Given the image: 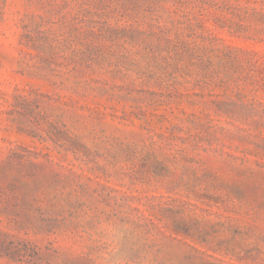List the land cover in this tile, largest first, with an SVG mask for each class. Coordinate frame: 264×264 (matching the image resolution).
Wrapping results in <instances>:
<instances>
[{
    "label": "rangeland",
    "instance_id": "374dc122",
    "mask_svg": "<svg viewBox=\"0 0 264 264\" xmlns=\"http://www.w3.org/2000/svg\"><path fill=\"white\" fill-rule=\"evenodd\" d=\"M0 264H264V0H0Z\"/></svg>",
    "mask_w": 264,
    "mask_h": 264
},
{
    "label": "trees",
    "instance_id": "16d2710c",
    "mask_svg": "<svg viewBox=\"0 0 264 264\" xmlns=\"http://www.w3.org/2000/svg\"><path fill=\"white\" fill-rule=\"evenodd\" d=\"M247 2H249V0H247ZM247 8L249 9L250 7L247 6ZM225 24H223L224 26ZM231 29L232 31L234 32H241V33H246L247 31V28L246 26L243 24V23H234L232 26H231ZM47 219L43 218V221L45 222ZM50 220V218L48 219ZM54 220H56V218H54ZM45 225H43V227H41V230H46L44 228ZM50 229H48L47 231H49ZM23 244L25 246V248L28 250V245L30 244V241L28 240H24L23 241Z\"/></svg>",
    "mask_w": 264,
    "mask_h": 264
}]
</instances>
